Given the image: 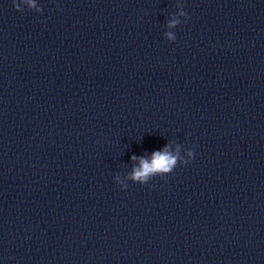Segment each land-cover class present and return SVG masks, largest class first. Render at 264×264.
<instances>
[{
	"label": "clouds",
	"instance_id": "1",
	"mask_svg": "<svg viewBox=\"0 0 264 264\" xmlns=\"http://www.w3.org/2000/svg\"><path fill=\"white\" fill-rule=\"evenodd\" d=\"M22 4L26 5L29 10H35L36 12L42 11V9L37 6L36 0H22ZM13 7L17 11H23L21 3H17L16 0H13ZM177 8L179 9V16L186 19L187 13L184 11L180 3H177ZM182 22L181 19L172 18L168 21L167 26L169 29L176 28ZM164 36L170 42H174L176 39L174 32L171 31L165 32ZM186 156V159L180 156L179 150L173 154L166 146L162 151H154L150 160L140 158L139 166L133 169L128 179L134 183L144 185L154 176H164L171 173L173 169L177 167L178 163L184 165L189 164L194 159V149L186 150ZM132 159L136 160L137 157L133 156ZM115 182L120 185L122 189L128 187V184L123 183L118 176L115 178Z\"/></svg>",
	"mask_w": 264,
	"mask_h": 264
}]
</instances>
